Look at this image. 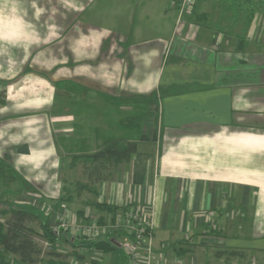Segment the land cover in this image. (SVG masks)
I'll return each instance as SVG.
<instances>
[{
    "label": "crops",
    "instance_id": "crops-1",
    "mask_svg": "<svg viewBox=\"0 0 264 264\" xmlns=\"http://www.w3.org/2000/svg\"><path fill=\"white\" fill-rule=\"evenodd\" d=\"M234 1L115 0L104 31L89 0L62 55L28 46L23 0H0V142L29 185L15 203L46 196L52 227L134 197L153 207V264H264V0ZM65 236L70 263L130 262L119 231L115 259Z\"/></svg>",
    "mask_w": 264,
    "mask_h": 264
},
{
    "label": "rangeland",
    "instance_id": "rangeland-1",
    "mask_svg": "<svg viewBox=\"0 0 264 264\" xmlns=\"http://www.w3.org/2000/svg\"><path fill=\"white\" fill-rule=\"evenodd\" d=\"M245 1L251 5L250 3H252L253 0ZM23 2L24 18L29 22H32L29 24V26L33 28V32L31 34L32 37L30 36V38H28L27 41L29 43L27 45L35 48L37 46L44 45V43L45 45L55 44L57 47V52L62 54L63 48H60L61 50L58 49L59 47H62L61 44L63 43L64 39V37L61 35L73 33L75 31L74 29H76V25L78 23L79 11L89 2V0H23ZM230 5L236 9L239 5V1L236 0ZM251 12L252 11L249 10L248 13L251 15ZM82 19L87 20V22L93 25V27L95 26L99 28L98 30L106 31L112 29L111 31H113L115 29V0H94L91 6L87 7L85 12H83ZM26 58L27 57H25V59ZM2 91L3 90H0V122L4 119L1 112V97L4 98L2 94L4 92ZM4 148L5 146H3V143L0 142V164L7 165L8 157L6 156H9V154L7 155L4 152ZM6 171V168L0 167L1 220L5 222L10 217V211L12 209H29L34 218L32 221H28L27 225L31 230L34 231L36 241L44 251V253L41 255V261L39 264H73L74 262L70 263V258L66 257L67 254L62 252V247L66 242L65 234L54 230H49L48 234L52 238H48L44 235L45 231L42 229V223L44 220L40 217V215H42L41 213H44L45 207L48 206L47 203H50L45 195L49 194V189H52V185H39L40 188H42V190H39L42 192L45 198H43L44 200L41 201L33 200V204L30 203V205H32L39 212L38 213L35 212L34 208L32 210L31 207H28V205L15 203V195L24 193L23 195L25 197L26 192L24 190L27 189L29 185H26L25 183L22 185L16 179L10 181L9 178H5L2 173H6ZM28 200L30 199L26 198V201ZM50 207L53 209V206L50 205ZM43 217L51 218L52 215H44ZM84 240L87 241V239ZM72 251L73 252L71 253L75 252V250ZM49 253H55V255L58 253L62 254L63 256H50ZM123 253L125 254L124 251ZM112 254V257L115 259V251H113ZM15 263H18L17 256L0 246V264Z\"/></svg>",
    "mask_w": 264,
    "mask_h": 264
},
{
    "label": "built area",
    "instance_id": "built-area-1",
    "mask_svg": "<svg viewBox=\"0 0 264 264\" xmlns=\"http://www.w3.org/2000/svg\"><path fill=\"white\" fill-rule=\"evenodd\" d=\"M195 3L196 0H180L181 10L190 11ZM36 196L33 200L39 201L41 197ZM52 211L50 206H46L44 213L51 215ZM52 230L96 240L110 238L115 231H119L123 235L120 248L128 256L129 264H153L157 258L153 250V207L143 206L134 197L126 208L111 215L103 223L80 220L63 207L55 214Z\"/></svg>",
    "mask_w": 264,
    "mask_h": 264
},
{
    "label": "trees",
    "instance_id": "trees-1",
    "mask_svg": "<svg viewBox=\"0 0 264 264\" xmlns=\"http://www.w3.org/2000/svg\"><path fill=\"white\" fill-rule=\"evenodd\" d=\"M0 167L7 169L6 173H2L5 178L6 177L9 178L10 181L16 179L20 182V184L23 185L24 182H22L21 176L11 165L0 164ZM25 184L28 185L27 183ZM100 204L105 205L103 202ZM108 209H109L108 211H111L112 216L118 211H120L117 210L115 207L112 208L110 206H108ZM33 218L34 216L31 213V211L26 208L12 209L10 211V217L5 222L1 220V214H0V246H2L8 252L17 256L18 263L15 264H19V263L39 264L41 261V255L44 253V251L36 241L34 231L31 230L30 227H28L27 225V222L32 221ZM44 219H43L44 222L42 223V229L43 231L46 232V233L44 232V235L47 236L48 238H52L48 234L49 230H52V227L49 222L50 218L44 217ZM104 221H105L104 219L102 220L100 219L99 221H95V222L103 223ZM84 239H87V244H84L85 246L83 247L87 248L89 251H98L107 254L115 249L114 242L110 240V238H105L100 240L90 239V238H84ZM49 254L50 256L53 255L57 257L63 256L62 254H58V253L56 255L55 253H49ZM71 255L74 256L76 260H83L85 258V254L80 253L76 249L74 253H71ZM66 257L69 256L67 255ZM93 262L95 264L97 263L96 260H94Z\"/></svg>",
    "mask_w": 264,
    "mask_h": 264
}]
</instances>
